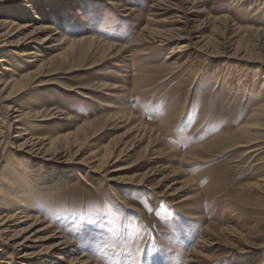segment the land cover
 <instances>
[{
    "label": "rangeland",
    "instance_id": "obj_1",
    "mask_svg": "<svg viewBox=\"0 0 264 264\" xmlns=\"http://www.w3.org/2000/svg\"><path fill=\"white\" fill-rule=\"evenodd\" d=\"M18 2L0 1V17L17 15ZM29 2L40 10L43 21L68 37L89 34L125 50L113 59L102 58L100 52L90 54L54 76V84L47 85L39 95L32 90L21 102L31 98L52 100L50 104L76 120L57 130L67 132L75 124L91 123L92 132L97 131L84 149L87 155L96 147L126 137L125 141L132 142L133 134L128 133L131 125L128 128L125 123L114 122L102 126L113 111L103 104H115L118 99L98 85L106 82L119 88L124 82V108L138 121L155 128L159 139L173 152L147 147L144 139L135 143L127 157L94 178L81 181L77 177L65 180L46 176L37 189L41 193L37 198L49 213L46 218L60 221L58 225L91 251L93 260L100 264H264V188L258 186L264 182V138L257 144L261 150L254 153L249 151L256 147L241 148L229 142L213 145L217 138L245 123L254 102L249 90L239 94L227 90L225 84L213 89L212 78L217 73H234L237 78L243 75L249 89L255 77H264V0H196L194 5L185 4V8L194 6L198 11L195 19L200 24L199 35L206 38L213 57L211 63H204L191 50L183 59V68L168 67L164 59L188 40H175L166 47L134 43L144 26L165 32L177 24L165 21L167 16L149 15L151 0ZM125 7L136 11H124ZM49 33L51 30L41 37ZM233 48L237 57L245 58L227 59ZM121 56L127 58L125 62H121ZM52 127L54 123L40 126L46 133L52 132ZM119 166L127 168L121 176L147 172L149 184L145 188L108 182L113 174L110 172ZM163 166L179 168L172 173L178 176L169 177L171 173L168 176L161 170ZM176 178L173 188L182 190L170 197L166 188ZM150 186L157 189H147ZM114 192L128 201V209L117 204ZM184 203L186 208L194 207L202 218L193 220L195 210L181 207ZM208 225L212 228L206 231ZM201 239L206 241L203 248L198 246L203 245ZM190 258L191 263L186 261Z\"/></svg>",
    "mask_w": 264,
    "mask_h": 264
},
{
    "label": "bare ground",
    "instance_id": "obj_2",
    "mask_svg": "<svg viewBox=\"0 0 264 264\" xmlns=\"http://www.w3.org/2000/svg\"><path fill=\"white\" fill-rule=\"evenodd\" d=\"M15 1L20 4L17 15L0 17V264H100L93 260L91 251L82 248L79 242L73 240V237L58 225L60 221L46 218L49 213L42 205V200L37 198L38 185H41L48 175L65 177V180H68L66 178L69 176L77 177L81 181L94 178L127 157L128 153L134 150L135 143H142L144 139L148 141L147 147L159 148L162 152L172 150L159 139L155 128L138 121L133 117V112L124 108V82L119 88H114L106 82L98 85L102 90L111 91V98L118 99L116 105L113 102L103 104L113 111L105 117L102 126L114 122L131 125L128 133L133 134L132 142L125 141L126 137L124 141L96 147L87 155L84 149L97 131L92 132L91 123H82L79 126L75 124V128L67 132L61 131L63 129L57 130L60 125L66 126L76 120L56 104H50L52 100L44 102L39 98H31L21 102L22 97L32 90L39 95L47 85L54 84V76L67 70L68 66L83 62L90 54L100 52L102 58L113 59L125 49L102 42L96 37L88 36L89 34L81 38H70L59 28L43 21L40 10L37 11L29 0ZM190 2L194 5L196 0H151L149 15L167 16L165 21L177 24L174 29L165 32L150 30L144 26L134 43L144 42L156 47H166L172 41L186 39L188 42L185 45L175 48L166 56L164 61L167 66L183 68V59L191 50L200 55L198 58L204 63L208 62L213 55L207 50L206 38L199 35L200 24L195 19V13L198 11L194 6L189 9L184 7ZM124 11L133 13L136 9L125 7ZM22 18L25 21L18 23L17 20ZM48 30H51V33L41 37V34ZM230 53L226 55L227 59L245 58L243 55L237 57L234 48ZM120 59L125 62L127 58L121 56ZM233 74H215L212 77L215 80L213 89L225 84L227 90L234 89L239 94H245V91L249 90L248 96L254 106L240 128L223 137L220 135L221 138H215L213 145L229 142L231 146L239 145L241 148L256 147L249 151L254 153L261 150L257 144L264 138V77H255L249 89H246L243 75L240 73L241 78L240 75L237 78ZM46 123H54L52 132H42L40 126ZM12 131H15L14 134ZM53 168L57 169L52 170ZM126 169L122 166L115 168L110 172L113 174L107 181L112 184L121 183L126 187L132 185L146 188L145 184H149L147 172L121 176L120 172ZM161 170L168 176L171 173L172 176L169 177H174L178 176V173H172L179 168L163 166ZM173 181L166 188V195L170 197L182 190L181 187L174 189L173 185H176L178 179ZM258 186L264 188V182ZM147 189L153 191L157 187L150 186ZM114 194L118 197L117 204L124 209L130 207L123 196L115 192ZM181 207L195 210L194 207L192 210L186 208V203ZM195 212L192 213L193 220L202 218L200 212ZM211 228L208 225L205 230ZM204 242L206 241L201 239L200 244L203 245L198 246L203 248ZM191 258L186 261L191 263Z\"/></svg>",
    "mask_w": 264,
    "mask_h": 264
},
{
    "label": "snow or ice",
    "instance_id": "obj_3",
    "mask_svg": "<svg viewBox=\"0 0 264 264\" xmlns=\"http://www.w3.org/2000/svg\"><path fill=\"white\" fill-rule=\"evenodd\" d=\"M147 211L150 213L152 211V209L151 208H147Z\"/></svg>",
    "mask_w": 264,
    "mask_h": 264
}]
</instances>
